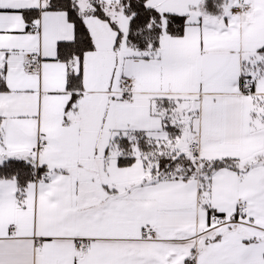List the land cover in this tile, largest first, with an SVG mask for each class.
Returning a JSON list of instances; mask_svg holds the SVG:
<instances>
[{
  "label": "snow or ice",
  "instance_id": "obj_1",
  "mask_svg": "<svg viewBox=\"0 0 264 264\" xmlns=\"http://www.w3.org/2000/svg\"><path fill=\"white\" fill-rule=\"evenodd\" d=\"M0 264H264V0H0Z\"/></svg>",
  "mask_w": 264,
  "mask_h": 264
}]
</instances>
